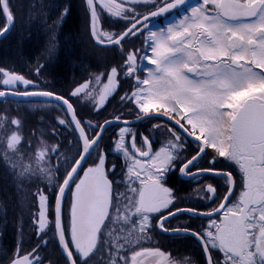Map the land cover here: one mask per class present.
I'll use <instances>...</instances> for the list:
<instances>
[{
  "label": "snow or ice",
  "instance_id": "6c2138e0",
  "mask_svg": "<svg viewBox=\"0 0 264 264\" xmlns=\"http://www.w3.org/2000/svg\"><path fill=\"white\" fill-rule=\"evenodd\" d=\"M138 4L146 10L138 11ZM86 9L91 34L99 44L123 52L126 41L143 37L140 48L127 51L121 65L110 69L106 83L101 76L95 77V83L102 84L93 105L97 112L116 93L121 75L133 80L132 89L120 96V101L131 107L134 121L124 118L123 109L103 124L78 118L70 100L81 93L91 95V81L76 87L66 98L42 89L35 79L0 68V101L13 96L55 105L68 116L58 119V125L71 126L76 133L78 160L68 163L62 183L49 182L56 190L51 227L67 264H88L101 246L109 243L105 229L113 222V213L126 225L125 243H131L133 236L138 245L148 239L145 234L155 221L162 233L193 237L201 246L205 264H264V0H198L196 5L190 0H86ZM68 12L65 9L64 15ZM101 12L124 21L123 29H102ZM0 16L4 17L3 36L15 21L10 0H0ZM160 17L164 24L153 30ZM145 70L147 75L140 76ZM41 71L42 66H38L36 75ZM145 119L158 121L152 129L167 133L158 150H153L150 136L132 131V124ZM9 123L17 129L20 125L18 119ZM113 125L114 148L127 160L124 192L114 189L103 151L85 167ZM20 143L18 131H12L0 159L7 161V150L16 151ZM185 144L195 145L194 154L181 158ZM58 152V147L42 145L35 166L26 171L48 173L47 164ZM221 158L237 167L239 189L231 172L215 167ZM111 171L115 173V165ZM56 172H60L59 167ZM170 172L197 182L206 177L222 178L225 194L219 197L217 188L208 183L200 191L209 203L220 199L216 207L204 211L179 207L173 190L165 186ZM68 193L71 199L65 222ZM36 195L33 223L41 243L29 252L18 246L8 257L10 264H43L38 253L48 243L43 236L50 226V205L44 191L38 190ZM185 214L204 217L207 225L200 229L169 227L171 220ZM78 235L85 243L78 242ZM117 245L118 251L125 248L119 241ZM214 251L220 254L219 259L213 256ZM147 258H155L157 264H180L159 248L148 247L128 248L112 264H142Z\"/></svg>",
  "mask_w": 264,
  "mask_h": 264
},
{
  "label": "trees",
  "instance_id": "16d2710c",
  "mask_svg": "<svg viewBox=\"0 0 264 264\" xmlns=\"http://www.w3.org/2000/svg\"><path fill=\"white\" fill-rule=\"evenodd\" d=\"M10 3L15 21L10 34L0 42V68L27 76L37 66L43 65L51 91L66 98L69 97L67 89L83 83L88 73L101 67L110 69L120 66L126 52L136 47L135 39L124 43L123 52L117 47L98 46L89 30L90 15L86 0H10ZM65 9L69 10L67 15H64ZM122 23L116 22L113 29L120 32L124 27ZM111 24L107 17L102 22L103 28L111 29ZM3 26L4 17L0 16V29ZM50 48L53 50L49 51ZM11 101L24 102H5ZM41 124L46 126L47 123ZM2 151L3 148L0 149V156H3ZM15 172L7 161L0 159V264H10L8 257L18 246L26 252L25 248L31 251L41 243L37 238L36 226L32 223L37 206V196L33 191L41 182L28 185L30 198L23 208L21 202L22 197H26L25 187L15 177ZM62 179L63 175L60 182ZM55 195L56 191L53 200ZM54 246L65 260L57 240Z\"/></svg>",
  "mask_w": 264,
  "mask_h": 264
},
{
  "label": "flooded vegetation",
  "instance_id": "af4514ba",
  "mask_svg": "<svg viewBox=\"0 0 264 264\" xmlns=\"http://www.w3.org/2000/svg\"><path fill=\"white\" fill-rule=\"evenodd\" d=\"M190 3L192 5H196L198 3V0H191ZM169 17L171 18V14H169ZM161 24H164L163 17L156 19L155 24L153 26V30H157V26ZM100 27L104 29L102 26V21H100ZM89 30L91 33L90 17H89ZM141 40H143V37L135 39V42H136L135 48H140L142 46ZM110 69H105L104 67H101L99 69H94L92 72L88 73L87 79L84 82L91 81L92 82L91 84L93 85L95 83V77L101 76L102 83H106L107 73L110 72ZM139 75L142 77L146 76L147 71L146 70L142 71L139 73ZM119 79H120V84L117 88L116 93H114L112 96L109 97V99L104 105V108L101 109L99 112L94 110L93 105L95 104L96 95L98 96V91H99V88L102 86V84L101 85L96 84L95 86H92V87L90 86L91 92H94V94L85 95V99L83 102L85 113H83L80 110L78 103L74 99H71L70 101L71 103H73L78 117L81 118L83 121H89L94 125L103 124L106 119H111L113 116L120 114L121 110L123 109V116L125 119L135 120L136 117L134 113H132L131 107L130 106L125 107L120 101V96L124 95V93L126 92H130V90L133 87L134 82L131 79H125L122 75L119 77ZM64 113L65 112H63V114ZM65 115H66L65 119H67L68 116L66 113L64 114V116ZM58 116H59L58 114H55L53 118L57 119ZM155 123H158V121L156 120L149 121L145 119L141 122L132 124L131 128H132V131L135 133L150 136L152 140L153 150H158V148L165 143L168 137H167L166 132L162 133L160 130L152 129V125H154ZM115 127L116 126L113 125V127H110L108 131L104 133V137L101 140L100 149L92 153L91 157L89 158V164L85 165V167L91 166L92 163L96 161L99 152L103 151L106 154L105 169H106V172L109 173V179L114 181V185H113L114 189H118L120 192H124L126 189L122 181L125 180L124 173L126 172L127 160L123 156L122 152H117L114 148L113 142L116 139V133L114 132L113 129ZM58 131L59 133L61 132L59 135L62 134L63 136H66V134L69 135L70 133H72L73 130L71 126H67V127L61 126L60 128H58ZM61 140L64 141V139H61ZM64 142H61V143L64 144ZM137 143L138 144L140 143L139 135L137 136ZM65 146L66 145L61 144L60 148L65 147ZM78 147L76 151L69 150L66 158L61 159V164H62L61 168L67 166L68 163L72 160H78V157L76 156L77 152L79 151ZM184 148L185 150L181 152L180 154L181 158H183L186 155L194 154L193 149L195 148V145L189 146L188 144H185ZM62 153L63 152L60 153L61 157H62ZM202 164L204 167L208 166L206 161H202ZM113 165H115L114 174L111 171L113 168ZM56 167L60 168V164L58 162L56 164ZM215 167L217 169L231 172L237 180V189H239V172H238L237 167L234 164L228 161H225L223 158H221L219 162L215 165ZM58 175L59 176L57 177L58 179L57 183H62L60 182V179L63 175V171L60 170ZM208 183H212L214 187L217 188V193L219 197L222 198L224 196L225 182L222 178H219V177H206L200 180L199 182H197V181H191V180H185L183 178H179L177 173L170 172L168 174V177L165 180V186L173 190V194L177 199V206L195 207V208L200 209L201 211L210 210L211 208L216 207L220 203V199H217L214 203H209L208 200L205 198L203 191H200ZM70 199H71V194L68 193L65 199V212H64L65 222H67V207H68V202L70 201ZM114 215L115 213H113V216ZM121 215H123V213H121ZM122 225H123V222L121 220L115 219V216H114L113 222L110 223L108 227L105 229V239L113 245L112 248L118 247L117 245L118 241L119 243H122V241L120 240V231H121ZM154 225H155V221H153L152 229L145 234L147 235L148 239L141 240L139 245L143 247H148V248H159L162 251L170 254L171 257L181 258L183 256L185 259L187 258L188 261L193 260L195 264H202L203 262L202 257L204 255L202 253L200 244L197 243V241L193 237L191 236L174 237V236L162 233ZM180 225H186L190 229H200L202 226L207 225V219L204 217L189 218L187 214H185L184 216L177 217L169 222L170 228H175ZM108 233H111V235H108ZM109 243H105L101 247H109ZM137 245L138 244L131 245L130 247L137 246ZM218 254L219 253L215 251L213 252L214 257H216ZM90 262H92V259L90 260ZM183 263H186V261H184Z\"/></svg>",
  "mask_w": 264,
  "mask_h": 264
},
{
  "label": "rangeland",
  "instance_id": "374dc122",
  "mask_svg": "<svg viewBox=\"0 0 264 264\" xmlns=\"http://www.w3.org/2000/svg\"><path fill=\"white\" fill-rule=\"evenodd\" d=\"M138 11H145V6L143 4L136 5ZM90 15V13H89ZM108 18L112 21V24L109 26V28H104V30L112 31V32H119L113 29L115 27L116 22H120L122 20H119L117 18L110 17L106 13L101 12V18L100 21H104L105 18ZM113 21H115L113 23ZM124 23V21H123ZM122 25L124 26V24ZM121 24V23H120ZM53 50L52 48L49 49V51ZM41 66V65H40ZM38 67V66H37ZM5 70H11L4 68ZM36 69V68H35ZM35 69L33 70V73L31 75L25 76L26 78L35 79L40 83V86L44 90L51 91V86L47 85L48 76L46 75L43 65H42V71L39 73V75H36ZM13 71V70H11ZM47 79V80H46ZM85 83V82H83ZM81 83V84H83ZM79 84V85H81ZM78 85V86H79ZM96 83L90 86H95ZM76 86V87H78ZM67 89L68 90V96H70L71 92L75 90V88ZM90 87V88H91ZM62 89V88H60ZM66 91V90H64ZM94 92H91V95H93ZM96 98L98 96L96 95ZM74 99L79 107L80 110L85 113L84 110V99L85 94L81 93L78 97H72ZM63 110L58 108L55 105L52 104H45V103H39V102H27L24 101L22 103L20 102H1L0 104V117H4L5 119L0 120V149L3 148L2 154L4 155V152L6 150V139L7 135H10L12 131H18V134L21 136V143L17 145V150H7V162L10 169H14L15 177L18 178V181L21 183H24L25 187V194L26 197H22L21 205L23 208L26 207L27 199L30 198L29 196V188L28 185H31L34 182H41L37 187L36 190L33 191L34 194H37L38 190L44 191L45 194L49 196V217L48 220L50 222L49 228L46 229L43 238L47 240V246L39 248V257L43 259V264H67L66 260L61 258L60 254L58 253L55 245L56 240V234L54 232V229L51 227V224L54 223V216L51 215V212L54 208L55 199L53 200V196L55 193V188L52 187L49 182H51L52 185L57 183V177L59 176L56 172V164L57 162L60 164V170L64 172V169L67 167L61 168V159H65L67 156V153L69 150H77V147L79 146V142L76 139V135L73 133H70L69 135L66 134V136H63L62 134L59 135L58 128L61 126L58 125L57 119L64 118ZM55 114H58L59 116L57 119H54L53 117ZM11 119H18L20 121V125L18 129L15 126H12L9 122ZM37 123H40V125H35ZM46 126L42 125L41 122L45 123ZM35 125V126H34ZM58 139V141H57ZM61 139H64V144L61 143ZM59 144V145H58ZM66 145L65 147L60 148V146ZM45 145L48 148H59V152L52 155L51 160L47 164V168H49L51 171L44 174L41 172H33L29 174L26 169L35 166L36 163V153L40 150L41 146ZM79 149V147H78ZM62 153V157L60 156V153ZM77 156V155H76ZM64 165V164H63ZM12 172V171H11ZM42 184H44L43 187ZM37 196V195H36ZM38 199V198H37ZM36 199V203H37ZM25 201V203H24ZM33 208V207H32ZM37 213V206H35V211L33 212V217ZM115 216V215H114ZM33 223V219H32ZM34 225V223H33ZM127 234L126 232V225L123 223L121 231H120V240L122 243L125 244L124 249H120L119 251L117 248H109V247H101L100 250L97 252V254L92 258V262L89 261L88 264H112V260L116 259L120 255H124L125 251L128 248L139 250L140 247H143L141 245H136L135 242L136 237H131V243H125L123 240V237ZM51 240L53 242H51ZM140 244V243H139ZM37 245V244H36ZM38 246V245H37ZM129 246V247H127ZM2 248L0 247V250ZM23 249V247H22ZM26 252H29L30 250H27L28 248H25ZM24 250V249H23ZM33 250V249H32ZM31 250V251H32ZM161 250V249H160ZM1 254V253H0ZM184 254V253H183ZM128 255H131L130 252H128ZM45 260V258H47ZM215 258H220V254H218ZM173 260L179 261L180 264H186L183 263L184 261L190 262V264H195L193 260L188 261V259L184 258L183 256L181 258H175L172 257ZM204 259V258H203ZM205 261V260H204ZM197 263V262H196ZM142 264H157V260L155 258H147L144 261H142ZM203 264H205L203 262Z\"/></svg>",
  "mask_w": 264,
  "mask_h": 264
},
{
  "label": "water",
  "instance_id": "95a60500",
  "mask_svg": "<svg viewBox=\"0 0 264 264\" xmlns=\"http://www.w3.org/2000/svg\"><path fill=\"white\" fill-rule=\"evenodd\" d=\"M191 1V0H190ZM13 27H14V25L11 27V30L10 31H8L6 34H4L3 36H0V42L3 40V39H5L9 34H10V32L12 31V29H13ZM92 38H93V40H94V42L98 45V46H100V47H111V46H106V45H104V44H99L97 41H96V39H95V37L92 35ZM7 100H17V101H23V100H18L16 97H13V96H9L6 100H3V101H0V103L1 102H5V101H7ZM71 102V101H70ZM75 108V107H74ZM76 110V109H75ZM77 117H78V115H77ZM79 118V117H78ZM129 121H134V120H129ZM67 196V195H66ZM65 199H66V197H65ZM77 239H78V241L79 242H81V243H85V241L84 240H82L81 238H80V236L78 235V237H77ZM59 249H60V247H59ZM61 251V250H60Z\"/></svg>",
  "mask_w": 264,
  "mask_h": 264
}]
</instances>
